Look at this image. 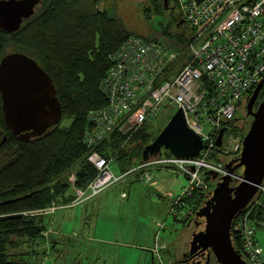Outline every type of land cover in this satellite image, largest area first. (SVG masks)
Listing matches in <instances>:
<instances>
[{"label":"built area","instance_id":"obj_1","mask_svg":"<svg viewBox=\"0 0 264 264\" xmlns=\"http://www.w3.org/2000/svg\"><path fill=\"white\" fill-rule=\"evenodd\" d=\"M174 2L190 29L185 49L178 44L130 36L110 54L109 68L100 83L107 103L88 112L83 135V144L89 149L87 161L97 175L65 207L80 205L135 176L149 184L153 170L172 169L187 182L179 194L167 195L168 215L175 223H187L196 215L200 196L209 190L204 176L209 177V172L227 174L224 162L210 155L221 148L216 146L219 130L233 121L237 110L245 108L256 85L263 82L264 90V0ZM167 106L183 111L187 126L207 148L197 158L161 155L125 173L114 172L113 159L102 157L95 149L114 131L125 136L127 142L131 134L145 122L155 120ZM258 192L264 193V184ZM255 197L235 216L231 233L239 237L236 250L246 263L264 264V251L255 237L263 221L251 215L258 203ZM59 208L52 203L29 214H53ZM158 227L160 232L165 226L160 223ZM155 239L153 259L159 264H173L164 254L169 248L168 237Z\"/></svg>","mask_w":264,"mask_h":264},{"label":"trees","instance_id":"obj_2","mask_svg":"<svg viewBox=\"0 0 264 264\" xmlns=\"http://www.w3.org/2000/svg\"><path fill=\"white\" fill-rule=\"evenodd\" d=\"M172 1L174 7H170L168 0L166 10L175 9ZM150 2L155 12L160 7L165 8L163 0ZM94 7L95 4H88V0H42L35 13L24 20L17 31L7 33L0 29V59L7 53L20 52L36 61L55 86L62 109L61 120L70 121L67 126H61L60 121L39 137L20 139L5 126L0 96V264H28L12 261L9 251L20 245L19 240L42 243L47 237L43 234L50 232L53 223L50 219L45 225L43 217L53 216L57 210L53 214L29 213L48 208L52 203L59 207L70 205L77 194L66 195L68 190L84 191L97 175L86 158L89 149L83 144L87 114L107 103L100 91V83L109 68L110 54L128 37L139 36L126 31L107 11ZM178 15L175 23L181 29L182 25L178 23L182 16ZM180 29L162 30V34L174 38L175 44L185 49L188 38ZM263 94L264 90L260 92L259 101ZM125 138L114 131L95 149L102 157L116 162L118 173L144 163L141 152L151 142L147 122L131 134L127 142ZM135 143L138 145L130 148ZM163 151L161 155H171ZM218 151L213 150L212 159L217 160ZM76 165L74 182H65L63 176ZM134 178L140 182L137 176L128 181ZM204 178L206 182L211 180L207 175ZM128 181L119 184L124 188ZM210 193L208 190L200 196L199 207ZM261 195L264 193L258 192L255 198ZM251 215L258 218V203L253 206ZM231 238L234 248L238 249L239 237L232 234Z\"/></svg>","mask_w":264,"mask_h":264},{"label":"water","instance_id":"obj_3","mask_svg":"<svg viewBox=\"0 0 264 264\" xmlns=\"http://www.w3.org/2000/svg\"><path fill=\"white\" fill-rule=\"evenodd\" d=\"M41 4L42 0H0V29L7 33L17 31ZM163 4L166 9L168 0H163ZM184 23L182 19L178 24ZM262 89L263 82H260L247 100L246 116H250L251 122L238 156L225 162L226 175L209 172L207 179L216 181V186L197 212L198 217L204 218L205 228L201 235H193L190 244L202 239L217 264H248L233 246L231 226L264 181V94L254 110ZM0 96L5 126L20 139L39 137L62 119L52 79L23 53L10 52L0 59ZM227 129L226 126L219 130L217 147L222 146ZM206 148L201 137L187 126L183 111L177 109L154 140L143 147L141 162L156 159L163 150L177 159H193ZM238 168H241V177L233 185L232 174Z\"/></svg>","mask_w":264,"mask_h":264},{"label":"rangeland","instance_id":"obj_4","mask_svg":"<svg viewBox=\"0 0 264 264\" xmlns=\"http://www.w3.org/2000/svg\"><path fill=\"white\" fill-rule=\"evenodd\" d=\"M91 3L95 4L94 8L96 10L107 11L126 31L134 35L144 39L160 40L166 45L175 44L174 38L162 34V30L170 29L173 32V30L180 29V27H176L175 23V19L179 17V12L176 7L175 9L170 8V10L160 7L155 12L150 0H88V4ZM170 7H174L172 0H170ZM180 32H185L186 36L189 35L190 29L186 23L181 26ZM174 112L175 109L173 106H167L163 113L155 120L147 122L151 142L163 129ZM250 122L251 118L246 117V110H237L233 122L224 133L222 146L216 154L217 161L224 162L225 164L229 158L238 156L242 138ZM69 123L70 121L67 119L61 120V126H67ZM136 144L138 145V143L130 145V148L134 147ZM164 152L165 151H163V153ZM111 168L114 172L117 171L116 162L112 163ZM77 170L78 166L76 165L63 176V180L69 182L72 179L73 181ZM240 177L241 168H238L232 174V179L237 183ZM186 182V178L183 175L173 173L172 169H163V171L153 170L152 181L149 184L142 185L136 183V191H139L136 205H134L133 201L135 189H131L129 202H127V200L123 202L117 201L116 207L114 205L112 208L113 212H106L108 219H106L105 222L108 223V225L102 228L98 227L96 232L97 237H102L101 239L104 240L102 243L95 240L92 236L91 239L86 236L84 238H79L80 236H78V238H76L78 242L75 243L67 240L68 245L66 246L72 248L76 247V250L82 248V250H86L88 253L91 250H100L98 254L102 259H99L97 264H153L154 259L151 258L152 256L150 253L155 248V238L156 236H158L159 239L162 237L167 238L168 234L173 245L172 256L176 259L179 251L183 248L185 249L187 246L190 230L186 227V224L181 225L172 221L171 217L168 215L170 207L169 201L165 202L159 199L157 201L153 196L157 193L162 194L166 189L170 190L172 195H177L182 191ZM207 183L210 191L216 186V181L209 180ZM161 186L166 187L165 190H163ZM110 188H114L110 190L113 193L116 192V189H119L117 193L118 197L121 196L122 192H125L122 184H117L116 187L112 186L107 189ZM127 189L128 188H126V191ZM125 194L127 193L125 192ZM114 198H116L115 195ZM82 204L75 206H81ZM160 223H163L165 227L163 231L159 232L160 229L158 224ZM46 236V238H48L50 232L47 233ZM150 244L152 245L150 253L137 248V246L140 245L148 246ZM37 250L38 255L34 256V261H36V264H39L41 258H43V252H41L39 248ZM13 252L16 251L14 250ZM65 253L66 254L59 258H56L58 256L57 251L51 252L50 254L48 253V259L44 260L42 264L95 263L93 253L90 254L91 258L88 253H83L79 256L80 259L76 258L78 255L76 251L72 252V250H70L68 254L65 250ZM15 254L9 255L11 260L16 256ZM14 260L18 261L20 258L16 256ZM154 264L159 263L157 260H154Z\"/></svg>","mask_w":264,"mask_h":264},{"label":"crops","instance_id":"obj_5","mask_svg":"<svg viewBox=\"0 0 264 264\" xmlns=\"http://www.w3.org/2000/svg\"><path fill=\"white\" fill-rule=\"evenodd\" d=\"M157 171H163V170H157ZM73 182L74 180L72 181L71 179L68 183L72 184ZM136 183L142 184L139 181H137L136 178L128 181V183L123 188L124 191L127 193L125 194V197L117 196L119 189H116L115 193L110 191L114 188L105 189L99 196H96L93 199L91 198L90 200L85 201L81 206L60 207L59 208L60 210L58 209V211L54 214V216H44L43 222L45 225L47 221H49L50 219L53 222L52 227L49 230L50 236L44 239L42 243H35V244H31L27 242L26 240H19L20 245L14 249L16 252H13L14 250H11L9 251V255L16 253L15 255L17 256V258H20V260L15 261L14 260V258L16 257L15 256L12 261L14 262L24 261L28 264H36L35 263L36 261H34V256L38 255V250H37L38 248L41 249V252H43V258H41L39 264H42L44 260L48 259V255L51 252H56V251L58 254L56 258H59L60 256H63L64 254H66L65 250L68 254L70 253V250H72V252L76 251V254L78 252V255L76 256V258L80 259L79 256L81 254L83 253L86 254L88 252L86 250H82V248H78V250H76L75 246H74L75 248L67 247L66 246L68 245L67 240L71 242L73 241L76 243L78 242L76 241V238H78V236H80L79 238H84L86 236L89 239H91V236H92L95 240L102 243V241L104 240L101 239L102 237L101 238L97 237L96 232L98 230V227L102 228L108 225V223L105 222V220L108 219L106 212L108 211L113 212L112 208L114 205L116 207L117 201L123 202L127 200V202H129L131 189H135L133 201H134V205H136V202L138 199L137 196L139 194V191H136L137 190L136 189L137 187H135ZM126 188H128L127 191H126ZM161 188L165 190L166 187L161 186ZM79 192L81 191L71 188L68 190L66 195H70V194L75 195V194H78ZM125 192H122V193H125ZM168 194H172V193L170 192V190L166 189V191H164L162 194L160 193L154 194L153 198H155L157 201L159 199L161 201L163 200L165 202L166 201L168 202L166 198ZM114 195L116 196V198H114ZM257 202L259 204V215H257L258 218H256L255 220H262L263 225H260L257 228L255 237H256L258 244L262 247L264 251V195H261L257 199ZM167 236L169 239L170 237L168 234ZM125 246H128V245H125ZM169 246H170L168 248L169 250L167 249V251L164 253L165 256L172 255L173 245L170 239H169ZM151 247H152L151 244L148 246H141V245L137 246V248L143 249L144 251L149 252V253H150ZM99 251L91 250L88 253L89 257L91 253L94 254L93 256V258H95L94 264H97V261L99 259H102L100 255L98 254ZM151 258L153 259V257ZM173 258L174 256H172L170 259L173 260ZM153 264H154V260H153Z\"/></svg>","mask_w":264,"mask_h":264},{"label":"flooded vegetation","instance_id":"obj_6","mask_svg":"<svg viewBox=\"0 0 264 264\" xmlns=\"http://www.w3.org/2000/svg\"><path fill=\"white\" fill-rule=\"evenodd\" d=\"M257 104L258 103L256 102L254 110ZM246 117L249 118L250 116ZM203 207L204 204L198 208L197 212ZM197 212L195 217L186 223V227L190 230L187 246L185 249L183 248L179 251L176 259L173 258V264H217L214 260L213 255L211 254V251L205 248L202 239H199V241H196V243L193 245L190 244L193 235H201V233L204 232L205 228V220L202 216L198 217Z\"/></svg>","mask_w":264,"mask_h":264}]
</instances>
